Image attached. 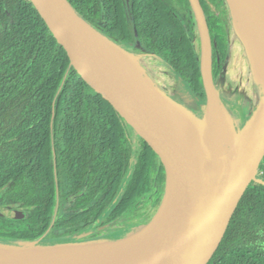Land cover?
Masks as SVG:
<instances>
[{"label":"trees","instance_id":"trees-1","mask_svg":"<svg viewBox=\"0 0 264 264\" xmlns=\"http://www.w3.org/2000/svg\"><path fill=\"white\" fill-rule=\"evenodd\" d=\"M73 2L91 25L103 19L99 26L111 40L138 37L146 51L160 56L206 100L189 0H131L132 23L123 0ZM201 3L210 14L214 81L230 51L241 52L248 70L246 46L231 40L228 1ZM177 13H190L191 21L185 25ZM247 73L254 89L252 71ZM65 180L71 193L83 190L76 212L68 215L61 213L56 189ZM4 187L10 201L34 207L26 225L17 230L0 226V237L14 241L39 240L49 232L52 238L72 236L104 226L148 195L155 204L142 221L150 223L165 194L152 164L86 91L30 0H0V189ZM208 264H264V186L248 187Z\"/></svg>","mask_w":264,"mask_h":264},{"label":"water","instance_id":"water-1","mask_svg":"<svg viewBox=\"0 0 264 264\" xmlns=\"http://www.w3.org/2000/svg\"><path fill=\"white\" fill-rule=\"evenodd\" d=\"M30 1L86 91L122 127L164 184L163 203L156 215L163 214V237L148 264H208L248 187L252 183L264 186L259 171L264 160L263 90L251 120L234 141L231 139L230 149L218 161L209 148L221 122L230 128V138L231 134L235 137L237 129L225 113L214 81L212 36L201 0L189 2L199 34L205 114L203 118L196 117L183 105L191 114V123L173 116L172 103L178 100L154 79L136 55L87 22L73 0ZM227 1L235 15L233 1ZM250 8L253 14L257 9L258 20L263 22L261 5L256 7L253 0ZM252 24L258 27L256 22ZM99 230L62 240L65 243L53 247L41 246L39 241L0 245V264H28L21 253L47 256L69 243L78 252L77 260L71 264H90L84 260L87 253L94 254V247L84 239ZM112 260L111 264L123 263Z\"/></svg>","mask_w":264,"mask_h":264},{"label":"rangeland","instance_id":"rangeland-1","mask_svg":"<svg viewBox=\"0 0 264 264\" xmlns=\"http://www.w3.org/2000/svg\"><path fill=\"white\" fill-rule=\"evenodd\" d=\"M177 15L186 25V17L178 13ZM231 21L232 29H234V34L231 35V40L234 41L235 39H237L245 44L250 60V66L248 70H246L241 52L238 50L230 52L217 80V89L225 113L227 114L228 119H230L234 123L237 129L235 131V137L231 134V139L232 141H234L251 120L253 114L255 113L259 103L263 98V92L261 84L257 79V71L253 57L250 53L249 48L247 47L248 45L242 40L240 36V33L238 31V20L233 13ZM232 45L233 44H231V46ZM134 55H136L140 60L144 61L146 65L150 67V71L152 72L154 79H156L158 83L162 87H164V89L170 92L176 100L184 105L196 117H204L205 101L200 99L189 88V86L178 77L174 70L161 57L145 52L134 53ZM249 69L252 71V75L254 77L253 81L256 85L254 90L251 89L252 78L250 77V75H247ZM262 164L263 161L261 163V166ZM154 204L155 200L153 196L148 195V197L140 200L121 218L112 222L110 224V227H108L107 229L105 227L106 225L102 227V231H100L101 238L98 239V241H91L88 243L90 247H94V254H92V252L87 253V257L84 262H94L98 258L97 255L103 254L104 251L107 252L111 245H114L121 240H127L128 238L136 236L140 231L144 232L149 223L143 222L142 219H144L148 214L151 213L149 211H151V209L154 207ZM2 223V218H0V226H5ZM16 225L22 226L24 225V223L20 224V222H18V224ZM92 230L96 229H91L88 232ZM83 233L86 232H82L80 234ZM146 236V233H142L139 240L145 241L147 238ZM44 237H46L47 239L52 238L50 237V232L48 234L46 233ZM91 237H93V235H91ZM54 243L55 242H52L51 244ZM63 243H65V241H62V244ZM11 244L13 243L8 241H0V245L3 246H8ZM51 244H46L45 247H51ZM104 256L107 258V261L110 264L113 263L111 256Z\"/></svg>","mask_w":264,"mask_h":264},{"label":"bare ground","instance_id":"bare-ground-1","mask_svg":"<svg viewBox=\"0 0 264 264\" xmlns=\"http://www.w3.org/2000/svg\"><path fill=\"white\" fill-rule=\"evenodd\" d=\"M232 1L235 15L238 20V31L242 40L249 47L255 63L257 79L264 92V19L263 22L259 21V13L257 9L256 14H253V8L249 9L253 0ZM260 5L264 13V0H256V7H259ZM254 22H256L260 28L253 26L252 23ZM172 113L175 118L191 123V114L179 103V101H173ZM231 145L232 141L229 129L222 121L217 138L214 143L211 144L209 152L213 157L216 156L219 161L220 158L222 159L227 154ZM162 224L163 214L159 213L155 221L147 226L145 231L142 232L147 234L145 241L139 240L142 233L128 238L127 240H121L114 245H111L107 252L104 251L96 262L90 264H110L104 255L108 257L111 256L114 260L120 259V261L123 262L122 264H148L151 254L157 252L158 248H160L163 237ZM73 245V243H69L63 246L58 252L47 256L27 255V252H23L20 254V257L28 264H71L76 261V257H78V252L74 251Z\"/></svg>","mask_w":264,"mask_h":264},{"label":"flooded vegetation","instance_id":"flooded-vegetation-1","mask_svg":"<svg viewBox=\"0 0 264 264\" xmlns=\"http://www.w3.org/2000/svg\"><path fill=\"white\" fill-rule=\"evenodd\" d=\"M208 5H210V9L212 8V10H214L213 7H211V4L208 3ZM202 6H203V8L205 10V13H206V16H207V20H208V23H209L210 14L208 13V11L204 7V5H202ZM123 8H124V11H125V15L127 17L126 19L129 21V23H132V20H133L134 16H133V13H132V8H131V0H123ZM180 14L184 15L186 17V22H187V19H189V21H191L190 13H188L187 15L185 13H180ZM96 21H97L98 24L95 25L94 27L97 28L100 32H102L104 34V32L101 30V28L99 26V25H103L104 24L103 19L100 18V19H98ZM186 25H187V23H186ZM209 26H210V23H209ZM210 30H211V27H210ZM211 36H212V34H211ZM113 41L116 42L117 44H119L120 46H122L124 49H126L129 52L133 53V54L134 53H138V52H145V53H149V54L158 56V55H156L154 53L146 51L143 48L142 43L140 42L138 37H136V39L133 42L126 41V40L125 41L113 40ZM231 44H233V42ZM230 52H232V51H230ZM140 61L148 69L149 73L152 75V72L150 71V67L148 65H146V63L144 61H142V60H140ZM213 62H214V60H213ZM213 70H214V68H213ZM215 84L217 86V81L215 82ZM251 89H253V88H251ZM66 181L67 180H65V185H61V186H57L56 187V189L59 191V194H61V197H59V198H61L60 199L61 200L60 208H61L62 215H64V214L68 215V214H72V213L76 212V209L78 207V205H77L78 195L80 193H82V191H83V190L82 191L80 190L77 193H71L69 186L66 185ZM5 189H6V187L0 189V218H2V222H3L2 224L3 225L12 226L15 230H17L19 227H22V226L26 225V223L24 221L28 220V217L30 216V212L33 211L34 207L33 206L23 205L22 203H19V202L15 203V202L10 201L5 196V194L3 193ZM80 209H83V208H80ZM18 222H20V224L24 223V225H22V226L16 225ZM111 223L106 224V226L104 225L106 227V229L108 227H110ZM104 226L97 227V228H94V229H101ZM88 231H86V232H88ZM100 231H102V229L99 230L98 232L92 234L93 237L89 236V237L85 238L84 240L96 241V240L100 239L101 238L100 237L101 236V234H100L101 232ZM79 234L80 233L72 235V236H68L67 235V236H64V237L63 236L62 237H55V238H51V239H47L46 237L43 236L39 240H35V241H39L40 245L44 246V247H45L46 244H51L52 242H55L54 244H51V247H53V246H56L57 244L61 243L62 240H64V239L66 240V239H69V238H75V237H78L80 235H83L84 233L80 234V235ZM0 241H8V242H11V243H17V242H30L31 240H27V241H25V240H17V241H14V240L9 239V238L0 237Z\"/></svg>","mask_w":264,"mask_h":264},{"label":"built area","instance_id":"built-area-1","mask_svg":"<svg viewBox=\"0 0 264 264\" xmlns=\"http://www.w3.org/2000/svg\"><path fill=\"white\" fill-rule=\"evenodd\" d=\"M260 175L264 178V169H260Z\"/></svg>","mask_w":264,"mask_h":264}]
</instances>
